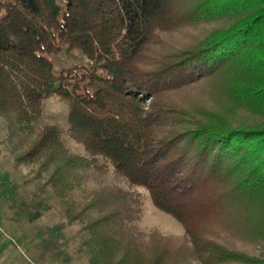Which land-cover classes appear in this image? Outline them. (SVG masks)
<instances>
[{"label":"trees","instance_id":"16d2710c","mask_svg":"<svg viewBox=\"0 0 264 264\" xmlns=\"http://www.w3.org/2000/svg\"><path fill=\"white\" fill-rule=\"evenodd\" d=\"M0 11V116L79 223L88 264H264L230 247L264 245V127L179 108L172 95L222 77L264 120V0H0ZM199 23L189 46L162 51V35ZM74 50L92 64L54 73L47 55ZM50 97L85 156L39 122ZM134 189L180 224L182 241L138 238Z\"/></svg>","mask_w":264,"mask_h":264},{"label":"rangeland","instance_id":"374dc122","mask_svg":"<svg viewBox=\"0 0 264 264\" xmlns=\"http://www.w3.org/2000/svg\"><path fill=\"white\" fill-rule=\"evenodd\" d=\"M2 13L0 11V17ZM202 25H185L181 31L162 35L159 40L162 51L166 53L189 46L190 41L203 33ZM203 28L209 29L207 26ZM47 57L54 73L92 64L77 50ZM228 82V79L213 77L172 94L173 99L179 108L186 110L207 108L234 127H264V120L255 110L260 108L259 104L252 98L247 101L240 92H234L232 84L228 88ZM40 111L39 122L55 127L65 149L73 155L85 156L83 147L68 136L66 105L57 97H50L42 101ZM5 121L0 116V264H88L87 253L80 245L79 223L67 219L65 203L53 199L45 185L46 173L35 166L37 163L23 160L24 150L19 152L18 139L11 136ZM33 142L30 141V147ZM98 165H104L111 172L103 161L99 160ZM134 192L140 193L143 203L135 229L138 238L147 243L150 233L154 232L176 243L182 241L184 232L180 224L153 207L144 190L134 189ZM255 207L262 215L255 237L259 239L264 236V201L258 199ZM245 232V227H241L236 230V235L240 238ZM253 245L249 247L239 240L230 242V247L241 250L246 256L255 259L264 256V245Z\"/></svg>","mask_w":264,"mask_h":264}]
</instances>
